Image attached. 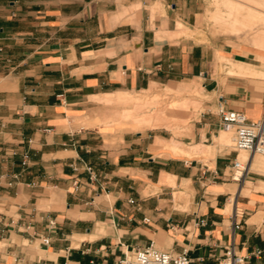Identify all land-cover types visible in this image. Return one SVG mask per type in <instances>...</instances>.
<instances>
[{"label": "crops", "instance_id": "1", "mask_svg": "<svg viewBox=\"0 0 264 264\" xmlns=\"http://www.w3.org/2000/svg\"><path fill=\"white\" fill-rule=\"evenodd\" d=\"M138 2L144 14L133 23L122 20L117 2L108 8L104 0H0V264H119L124 252L151 242L217 264L231 241L244 255L261 250L245 264H264V155L247 153L246 171L235 181L238 153L208 161L143 158L139 151L148 152L149 142L132 148L142 135L118 137L74 119L92 96L196 76L203 61L216 58L199 43L169 38L171 12L151 19L144 9L156 0H128L125 7ZM236 69L264 71L248 63ZM246 95L236 92L239 100ZM227 97L216 98L220 125L219 105L251 119L264 113V96L251 104ZM167 176L192 195L187 208L175 205L172 186L162 182ZM235 207L242 225L232 231Z\"/></svg>", "mask_w": 264, "mask_h": 264}, {"label": "rangeland", "instance_id": "2", "mask_svg": "<svg viewBox=\"0 0 264 264\" xmlns=\"http://www.w3.org/2000/svg\"><path fill=\"white\" fill-rule=\"evenodd\" d=\"M104 1L108 8H113L116 2L119 4L121 10L119 15L121 17L125 15L122 18L124 22L138 23L142 20L144 14L140 13L142 3L125 7L128 0ZM223 1L225 0H167L163 1L162 6L156 0L147 4L144 9L150 11L151 19L157 13L165 15V11L171 12L170 27H175L172 33L174 31L176 33L178 21L186 28H183L185 30L183 33L177 35H170L172 34L170 32L169 38L179 37L199 43L211 49L216 58L203 61L204 67L196 76L152 81L144 89L123 92L126 96L122 99H103L111 94L92 96L89 98V107L82 111L84 113L74 117L76 122L82 126L99 127L106 133L115 132L118 137H122L126 131L130 133L129 137L134 139L142 135L143 142L133 143L132 148L138 152L140 144L146 145L149 142L148 152L139 151L143 158L152 155L161 158L181 155L186 158L196 156L208 161L218 154L230 152L233 158L238 153V159H245L247 152L233 150V130L229 131V140L223 143L220 140L222 126L216 122V98L218 94H223L227 95L232 103L251 104L264 96V71L236 69V66L240 67V64L246 63L250 67L264 68V0H232L234 4L230 7L224 6ZM135 8L139 9L137 15L135 11V15L131 14L129 17L128 11ZM237 91L245 92L246 98L237 99ZM142 104H145V107ZM159 105L164 108L174 105L180 108L181 114L171 115L167 109V112L164 111L167 120L159 121L160 123L157 122L155 125L153 123L139 125L132 119L124 117L127 112L152 115ZM173 143L187 153L170 150L169 146ZM162 182L172 186L175 205L179 209L187 208V204L193 200L192 195L185 190L179 191L171 176H167ZM167 195L169 194L165 196ZM230 207L227 205V211H230ZM157 245L159 246V243ZM129 251L130 255L131 249Z\"/></svg>", "mask_w": 264, "mask_h": 264}, {"label": "built area", "instance_id": "3", "mask_svg": "<svg viewBox=\"0 0 264 264\" xmlns=\"http://www.w3.org/2000/svg\"><path fill=\"white\" fill-rule=\"evenodd\" d=\"M221 126L228 130H233V147L238 151H245L250 155H264V113L258 119L249 118L243 111L226 109L222 105L218 107ZM247 160L235 158L231 166V178L240 181L247 168ZM28 154L22 155L21 163L26 165ZM88 170L92 172L91 167ZM130 202L133 200L130 199ZM242 211L235 207L231 214V229H239L242 225ZM204 219H200L197 224H204ZM51 225L54 221L50 222ZM44 244L49 243L48 237H43ZM261 250L257 249L246 255L241 254L233 241L224 246L223 253L217 258V264H245L251 255H259ZM202 257L194 259L188 255L186 249L181 252H171L157 248L153 242L146 246L135 247L131 250V255H124L119 259V264H201Z\"/></svg>", "mask_w": 264, "mask_h": 264}, {"label": "bare ground", "instance_id": "4", "mask_svg": "<svg viewBox=\"0 0 264 264\" xmlns=\"http://www.w3.org/2000/svg\"><path fill=\"white\" fill-rule=\"evenodd\" d=\"M215 3H217V2H215ZM222 4L224 5V6H227V7H230V6H232L233 4H234V2L232 1V0H225V1H223L222 2ZM216 5V4H215ZM217 7H219L218 5H216ZM177 27H176V33H175V35H177V34H180V33H183L185 30H183V28L184 29H186L185 27H182V23L181 22H179L178 21V24L176 25ZM182 28V29H181ZM112 95V94H111ZM107 96L106 95V97H104L103 99L104 100H110V99H113V98H115V99H118V98H123V97H125L126 95H125V93H117V96H116V94L115 95H112V96ZM157 101V100H156ZM159 102V101H158ZM138 103V102H137ZM136 103V105H138ZM152 104H153V102H151ZM141 104V103H140ZM151 104V105H152ZM156 103H154V105H155ZM158 104V103H157ZM143 105V104H142ZM142 105H141V108H142ZM145 105V104H144ZM143 105V106H144ZM139 106V105H138ZM150 106V105H149ZM160 106V105H159ZM137 106H135V108H136ZM145 107V106H144ZM143 107V108H144ZM138 108V107H137ZM136 108V109H137ZM142 108V109H143ZM166 108V109H165ZM164 108V106H160V107H158V108H156L152 113L154 114H152V115H150V114H133L134 112H127V113H125L124 114V117L125 118H130V119H132V121H134L135 123H137V124H139V125H142V124H145V125H147V124H149V123H153L154 125L155 124H158V123H160V122H162V121H165V120H167V114H164V111H166L167 112V109H168V113H170L171 115H179V114H181V112H180V108H177V107H175L174 105L173 106H168V107H165ZM136 109H134V110H136ZM134 110H132V111H134ZM153 110V109H152ZM139 111V110H138ZM141 111V110H140ZM137 112V111H136ZM138 113V112H137ZM123 115V114H122ZM124 117H122V119L124 118ZM124 118V119H125ZM174 118V117H173ZM172 119V118H171ZM168 120H170V119H168ZM160 121V122H159ZM158 122V123H157ZM145 125H143V126H145ZM229 131L230 130H228V129H226V128H221V136H220V140H221V142L223 143V142H226L227 140H229ZM169 149L170 150H172L173 152H178V153H187L183 148H178L177 147V145L176 144H171L170 146H169ZM127 255H129V252H128V254ZM131 255V254H130Z\"/></svg>", "mask_w": 264, "mask_h": 264}]
</instances>
